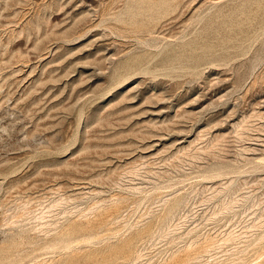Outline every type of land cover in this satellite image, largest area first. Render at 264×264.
Instances as JSON below:
<instances>
[{"label":"rangeland","instance_id":"rangeland-1","mask_svg":"<svg viewBox=\"0 0 264 264\" xmlns=\"http://www.w3.org/2000/svg\"><path fill=\"white\" fill-rule=\"evenodd\" d=\"M0 264H264V0H0Z\"/></svg>","mask_w":264,"mask_h":264}]
</instances>
